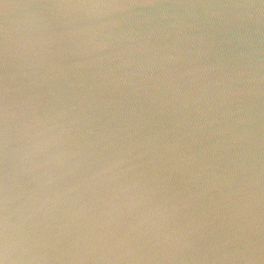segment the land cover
Here are the masks:
<instances>
[{"label": "water", "instance_id": "obj_1", "mask_svg": "<svg viewBox=\"0 0 264 264\" xmlns=\"http://www.w3.org/2000/svg\"><path fill=\"white\" fill-rule=\"evenodd\" d=\"M0 264H264V0H0Z\"/></svg>", "mask_w": 264, "mask_h": 264}]
</instances>
